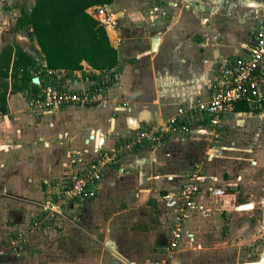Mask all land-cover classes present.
Returning <instances> with one entry per match:
<instances>
[{
	"label": "crops",
	"instance_id": "1",
	"mask_svg": "<svg viewBox=\"0 0 264 264\" xmlns=\"http://www.w3.org/2000/svg\"><path fill=\"white\" fill-rule=\"evenodd\" d=\"M123 2L118 7L117 27L107 33L117 51L115 68L121 79L109 90V102L104 108L70 106L49 116H36L26 102L30 83L25 92L12 91V64L7 78L2 79L0 93H5V103L0 106V248L27 226L47 194L80 169V161L96 158L97 146L111 148L121 136L139 126L161 125L176 108L208 100L217 61L223 56L245 53L256 30L264 24V0H159L158 5H153L152 0ZM34 3L35 0H0V57L11 46L12 61L16 50L35 59L36 64L43 59L35 38L24 30H14L20 10L30 11ZM7 19L12 32L3 34ZM86 70L69 74L66 85L86 86ZM247 108L248 112L234 110L226 114L224 125L228 116L259 114L264 104L261 108ZM209 143L203 134L193 132L183 139L173 138L160 148L144 146L122 153L115 167L105 168L96 197L67 211V220L61 225L43 234L34 233L27 253L17 263L32 264L34 258H47L53 254L48 250L52 246L48 241L52 240L63 244L70 238L71 245H76L85 237L103 235V245L111 248L114 233L122 236L124 230L123 226L115 227L114 222L131 223L132 228L155 218L168 238L170 213L166 212L169 216L164 219L161 210L170 209L172 202L157 199L153 191L171 190L173 185L184 183L192 164L204 162L206 151L214 146ZM256 143L259 140L253 139ZM214 147L217 157L203 164L212 182L202 191L215 194L200 199L207 210L195 220L211 215L222 219L226 214L243 216L256 205L245 191L244 185L255 182L248 176L246 160L254 158L257 161H251L253 165L264 166L261 154L248 159ZM242 205L249 206L238 208ZM260 214L264 219V208ZM187 231L195 238L189 226ZM182 252L174 253L171 264H181ZM160 256L158 253L142 264Z\"/></svg>",
	"mask_w": 264,
	"mask_h": 264
},
{
	"label": "built area",
	"instance_id": "2",
	"mask_svg": "<svg viewBox=\"0 0 264 264\" xmlns=\"http://www.w3.org/2000/svg\"><path fill=\"white\" fill-rule=\"evenodd\" d=\"M87 13L104 28L106 34L118 25L119 14L111 13L107 5L91 7ZM245 50L238 56H223L217 61L208 100L176 108L161 125L139 126L131 134L121 136L111 148L97 146L96 158L85 163L80 161V169L56 186V191L47 194L27 226L14 233L7 251L18 254L19 249L22 251L28 246L32 232H44L61 225L67 220V211L93 200L105 168L115 167L122 153L134 152L144 146L160 148L173 138L183 139L193 132L203 134L210 142L213 139L217 141L218 134L225 126L223 117L232 113L236 105L245 103L261 108L264 104V24L256 30ZM85 64L82 62V70H86ZM21 72L22 69L19 70ZM27 72L31 88L26 92V102L32 114L42 117L70 106L104 108L109 102V90L121 79L115 67L103 71L89 67L86 70L89 74L86 86L68 87V75L75 72L50 69L43 59L28 67ZM216 157V149L211 146L206 151L204 162H195L190 167L170 206L168 240L159 249L161 256L146 264H171L172 256L181 250L186 238L188 247L192 248L194 237L187 231L186 225L207 210L200 199L215 194L209 190L206 194L210 196H206L202 188L212 182L211 177L204 173L203 164L210 163ZM5 248L0 249V256L4 255Z\"/></svg>",
	"mask_w": 264,
	"mask_h": 264
},
{
	"label": "rangeland",
	"instance_id": "3",
	"mask_svg": "<svg viewBox=\"0 0 264 264\" xmlns=\"http://www.w3.org/2000/svg\"><path fill=\"white\" fill-rule=\"evenodd\" d=\"M123 1L113 0L115 5L113 3L109 5V11L117 13L119 5L123 4ZM152 4L158 5L159 0H152ZM14 17L11 16V18ZM9 20L7 19V22L2 26L3 34L12 32ZM24 31L28 34L26 30ZM226 120L224 129L218 134L217 141L213 139L209 145H216L218 151L220 147H223L222 152H233L237 156L248 157V159L260 153L264 160V110L259 114L228 116ZM253 139H258L259 143L253 144ZM253 159L246 160V162L248 161L246 167L248 176L254 178L255 182L251 180L252 185L244 186L248 197L256 204L255 207H250L249 211L251 212L243 216L233 217L226 214L222 219L211 215L208 219L202 218L187 223L186 229L189 226V230L194 232L195 238L192 248L188 247L187 238L181 246V250L184 251L180 253L181 264H261L259 259L264 257V219L260 214V209L264 208V166L253 165L251 161H257ZM179 186L178 183V185H173L171 190L161 188V190L153 192L157 199L161 198L170 204L173 202ZM151 199L153 200V198ZM149 205L151 206V203ZM151 208L153 209V206ZM119 210L120 207L117 208V211ZM166 212L170 213V209L163 207L161 213L164 214V219L169 216ZM244 221L245 224H243ZM113 224L117 228L123 226L124 230L122 236H119L117 232L114 233L116 237H112L111 248L108 245V247L103 245L106 241L103 235L88 239L85 237L76 242V245H71L70 238L69 243L65 241L63 244L60 241L52 240L48 241V244L52 245L48 250H52L53 254H49L47 258H41L42 260L34 258L32 261L35 263L32 262V264H130L132 262L142 264L146 259L155 258L158 253L160 255L159 247L168 240L161 223L155 218L151 223L143 221L132 228H130L131 223L114 222ZM244 226H247L248 229L246 230ZM51 229L44 232H32L30 239L34 233L43 234ZM45 236L50 237V235ZM11 238L8 239L7 245L0 248L7 246L4 255L0 256L2 264H18L17 262L24 257V252L29 246L28 244L24 248L25 251L19 249L18 254L7 251Z\"/></svg>",
	"mask_w": 264,
	"mask_h": 264
},
{
	"label": "trees",
	"instance_id": "4",
	"mask_svg": "<svg viewBox=\"0 0 264 264\" xmlns=\"http://www.w3.org/2000/svg\"><path fill=\"white\" fill-rule=\"evenodd\" d=\"M112 3L113 0H35L30 11L20 10L14 30H26L35 38L50 69L81 71L82 62L96 71L111 69L117 65V51L111 46L104 28L88 15L87 10ZM12 54V47L7 46L0 57V86L12 64V91L25 92L31 82L27 68L35 65L36 60L16 50L12 61ZM4 103L5 93H0V106ZM247 107L241 103L234 110L248 112ZM224 213L225 210L222 217Z\"/></svg>",
	"mask_w": 264,
	"mask_h": 264
},
{
	"label": "water",
	"instance_id": "5",
	"mask_svg": "<svg viewBox=\"0 0 264 264\" xmlns=\"http://www.w3.org/2000/svg\"><path fill=\"white\" fill-rule=\"evenodd\" d=\"M91 138H93V137H91ZM248 206L249 205H242V206H239L238 208L244 209V208H247ZM259 263L264 264V257H262V258L259 259Z\"/></svg>",
	"mask_w": 264,
	"mask_h": 264
}]
</instances>
